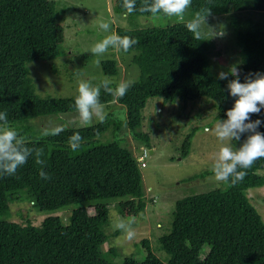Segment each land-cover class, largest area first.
<instances>
[{
	"label": "trees",
	"instance_id": "obj_1",
	"mask_svg": "<svg viewBox=\"0 0 264 264\" xmlns=\"http://www.w3.org/2000/svg\"><path fill=\"white\" fill-rule=\"evenodd\" d=\"M141 3L137 0V8ZM111 5L116 14L129 18L151 16L138 11L126 15L123 0H111ZM202 8L211 9L205 20L235 13H263L264 0H192L189 17L192 19ZM62 16L53 0H0V112L7 113L9 126L25 137L28 147L43 150L44 171L51 175L50 180L41 179V166L32 156L14 176H0V264H117L108 259L111 252H102L108 237L118 235L105 234V226L111 203L129 200L138 214L145 209L138 158L144 163L146 148L150 149L148 134L141 131L148 100L158 98L163 107L205 100L215 109L213 121H223L237 99L227 88L236 77L229 74L227 79L218 78L221 72L217 74L210 66L212 45L202 35L200 40L194 39L185 26L187 22L117 28L118 35L137 41L128 53L113 52L130 57L138 78L130 82L127 94L115 101L121 107L119 112H107L104 122L70 124V118L78 115L74 106L78 90L65 98L41 96L28 69L31 62L57 58L61 29L54 32L59 36L50 33L59 27ZM250 19L240 22L231 18L232 38L238 47L235 67L241 83L250 74L253 79L256 73L264 74L263 29ZM112 55L100 62L102 78L93 85L105 77L118 78L117 60ZM223 72L229 73L230 68ZM116 85L113 82L112 86ZM100 99L105 106L114 102L103 90ZM51 119L54 126L45 129L63 126L65 130L45 136V129L34 123ZM256 120L261 121L257 131L264 134V108L259 114H251L246 123ZM121 125L144 147L143 152L133 156L124 145L126 141L118 135ZM108 131L112 139L102 141ZM77 132L83 139L80 149L73 152L68 141ZM252 134L244 133L239 141L233 140V149H239ZM192 136L193 132L184 140L182 156L187 155ZM263 170L261 158L247 170L243 182L178 200L169 231L159 238L166 262L144 239L138 243L144 250L142 259L125 257L120 264H264V222L247 196L249 189L264 186ZM15 202L29 203L43 220L33 225L25 214L23 222L10 221V204ZM61 212H68V216L62 219L58 216ZM204 246L208 251L202 255Z\"/></svg>",
	"mask_w": 264,
	"mask_h": 264
},
{
	"label": "rangeland",
	"instance_id": "obj_2",
	"mask_svg": "<svg viewBox=\"0 0 264 264\" xmlns=\"http://www.w3.org/2000/svg\"><path fill=\"white\" fill-rule=\"evenodd\" d=\"M53 1L56 3L57 9L63 11L62 18L58 19L59 27H54L50 33L51 36H59L54 32L61 29L62 42L58 46L57 58L28 64L36 92L41 96L70 97L74 91L78 90L79 81L98 83V80L102 78L100 62L113 57L112 53L117 60L119 73L117 79L111 80L119 84L137 79L138 69L132 65L129 56L121 57L116 55L113 50H109L103 57H96L91 53V48L98 41L115 32L117 28H150L178 22L175 18H167L163 15L157 18L151 16L129 18L122 14H116L112 9L111 0ZM231 15L207 19L200 26L201 35L212 45L209 54L210 66L217 74L223 72L224 69L235 67L238 63V47L232 38L231 18L237 21L251 18V22L255 21L262 27L264 34V12ZM189 20L191 18L187 10L184 22ZM101 22L110 24L108 32L99 28ZM97 60L100 61L99 64H97ZM120 110L121 107L115 102L105 106L106 113H116ZM214 115L215 109L210 102H205V100L184 105L177 102L172 107H163L158 98L148 100L143 112L141 131L148 134L150 149L146 148L148 154L144 161L146 166L140 169L146 206L138 214L129 200L110 204L105 234L111 235L113 232H118V235L108 237L107 243L102 246V252H111L107 253L109 260L120 264L125 257H133L140 261L144 256V250L138 243L147 239L152 252L161 261L166 262L168 257L161 250L159 238L169 231L171 213L175 203L191 195L225 189L224 183L217 182L212 178L211 171L214 156L222 143L211 132H204L205 128H214L216 123L213 121ZM121 118H124V115ZM96 122L97 120L94 118L91 124ZM70 124L84 125L79 114L70 118ZM34 125L37 128L45 129L53 127L54 121L52 122V119L37 120ZM192 132L189 151L186 156H182V144ZM118 135L126 141L124 145L132 152L133 156L140 154L144 147L138 145L127 134L123 125H121ZM111 139V132L108 131L101 140L109 141ZM201 174L205 175L199 176ZM260 174L264 177V170L260 171ZM247 196L250 197L251 204L264 222V186L249 189ZM30 207L31 205L27 202L10 204L9 220L17 223L23 222V215L27 214V219L33 225H38L44 216L33 211ZM88 213L93 214L92 209H88ZM58 216L65 219L68 212H61ZM129 219L134 220L133 227L136 232L135 238L131 241L125 239L124 234L117 227L119 222ZM207 251L208 246H204L202 255Z\"/></svg>",
	"mask_w": 264,
	"mask_h": 264
},
{
	"label": "clouds",
	"instance_id": "obj_3",
	"mask_svg": "<svg viewBox=\"0 0 264 264\" xmlns=\"http://www.w3.org/2000/svg\"><path fill=\"white\" fill-rule=\"evenodd\" d=\"M191 5L192 0H142L141 6L137 8V0H123L122 6L126 15L138 11L141 14L148 13L152 18L163 15L167 18H175L178 22H184L185 13ZM210 14V8H202L186 23L185 26L193 34L194 39H201L200 26ZM99 28L108 32L110 24L101 22ZM136 43L137 41L129 36H120L112 32L98 41L91 48V53L96 57H103L110 49L128 53ZM99 62L97 60V64ZM229 74L236 77L227 85L230 96L237 98L234 106L227 111L226 120H217L214 128H205L204 132H211L222 143L214 156L211 168L212 178L231 187L243 182L247 176V170L252 168L258 159L264 158V134L257 131L261 121L246 123L250 120L251 114H259L264 108V74L256 73L254 79L251 78L253 74H250L246 77V82L241 83L238 69L232 67L229 73L221 72L218 78L227 79ZM112 84L113 81L107 77L97 85H93L90 81H79L74 106L84 125L91 124L94 118L99 122L106 120L105 105L100 99L102 90L111 95L115 102L124 97L131 87L130 82H120L115 87ZM64 130L63 126L51 130L45 129L43 135L55 136ZM244 133L253 134L248 136L239 149L234 150L231 142L239 141ZM82 139L78 132L69 138L71 151L76 152L80 149ZM143 151L144 148L140 152ZM32 156H34L35 163L41 166L39 177L45 181L50 180L51 175L44 171L43 150L28 147L25 137L9 126L7 113L0 112V176H14L17 169L25 165ZM133 225L134 220L132 219L122 220L117 225L124 234V238L129 241L133 240L136 235Z\"/></svg>",
	"mask_w": 264,
	"mask_h": 264
},
{
	"label": "built area",
	"instance_id": "obj_4",
	"mask_svg": "<svg viewBox=\"0 0 264 264\" xmlns=\"http://www.w3.org/2000/svg\"><path fill=\"white\" fill-rule=\"evenodd\" d=\"M138 161L140 162V167L141 168H144L145 164L143 163V158L142 157H139L138 158Z\"/></svg>",
	"mask_w": 264,
	"mask_h": 264
}]
</instances>
